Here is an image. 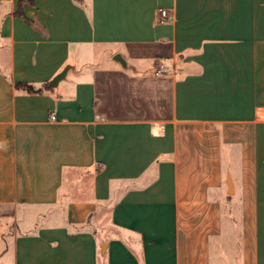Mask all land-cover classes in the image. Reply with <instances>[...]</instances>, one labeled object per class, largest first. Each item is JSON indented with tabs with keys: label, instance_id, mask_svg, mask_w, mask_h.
<instances>
[{
	"label": "crops",
	"instance_id": "0c3cea01",
	"mask_svg": "<svg viewBox=\"0 0 264 264\" xmlns=\"http://www.w3.org/2000/svg\"><path fill=\"white\" fill-rule=\"evenodd\" d=\"M0 264H264V0H0Z\"/></svg>",
	"mask_w": 264,
	"mask_h": 264
},
{
	"label": "built area",
	"instance_id": "2783aa9c",
	"mask_svg": "<svg viewBox=\"0 0 264 264\" xmlns=\"http://www.w3.org/2000/svg\"><path fill=\"white\" fill-rule=\"evenodd\" d=\"M169 14L167 13V10L165 9H159L158 10V17H157V21L160 22V23H163V22H166L169 20ZM165 71V68L163 66V64L159 63V64H156V67H155V71H154V74L155 75H160L162 74L163 72Z\"/></svg>",
	"mask_w": 264,
	"mask_h": 264
},
{
	"label": "water",
	"instance_id": "95a60500",
	"mask_svg": "<svg viewBox=\"0 0 264 264\" xmlns=\"http://www.w3.org/2000/svg\"><path fill=\"white\" fill-rule=\"evenodd\" d=\"M64 72L65 70H63L62 72H60L59 74H57L51 81L50 84L54 85L56 84L63 76H64Z\"/></svg>",
	"mask_w": 264,
	"mask_h": 264
},
{
	"label": "rangeland",
	"instance_id": "374dc122",
	"mask_svg": "<svg viewBox=\"0 0 264 264\" xmlns=\"http://www.w3.org/2000/svg\"><path fill=\"white\" fill-rule=\"evenodd\" d=\"M14 225L11 224V226L9 225L8 227L4 226L3 232H4V236L9 235L10 233H12L14 231ZM16 230V228H15Z\"/></svg>",
	"mask_w": 264,
	"mask_h": 264
},
{
	"label": "trees",
	"instance_id": "16d2710c",
	"mask_svg": "<svg viewBox=\"0 0 264 264\" xmlns=\"http://www.w3.org/2000/svg\"><path fill=\"white\" fill-rule=\"evenodd\" d=\"M28 91H33L32 87L25 85L24 86Z\"/></svg>",
	"mask_w": 264,
	"mask_h": 264
}]
</instances>
